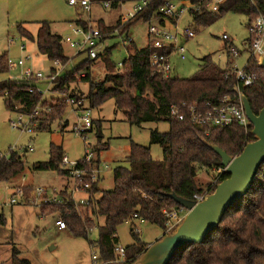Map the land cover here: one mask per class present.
Here are the masks:
<instances>
[{
    "label": "trees",
    "instance_id": "16d2710c",
    "mask_svg": "<svg viewBox=\"0 0 264 264\" xmlns=\"http://www.w3.org/2000/svg\"><path fill=\"white\" fill-rule=\"evenodd\" d=\"M110 9L116 10L126 0H109ZM150 4L134 19L124 24L121 17L113 23L102 21L98 25L104 34V40L118 35L117 30L125 36L130 35V27L139 22H152L162 19L159 8L171 0H150ZM199 2L200 0H193ZM227 12L245 13L249 17L248 26L258 16H264V0H225L219 12L202 8L192 13L199 26L214 23ZM78 25L86 28V24L79 18ZM18 30L22 37L36 42L41 54L49 59L65 64L69 57L64 52L63 36L51 29V22L42 20L36 35L19 25ZM127 33V34H126ZM125 38V37H124ZM129 65L126 73L121 74L118 64L112 62V50H107L96 58H88L80 62L76 68L55 79L54 90H69L70 83L75 81L78 72H84L83 81L90 82L88 101L90 107H98L104 102L115 99L117 109L123 111L131 124L142 125L145 122L167 121L170 129L161 132L157 128L151 131V143L161 144L163 158L154 160L151 147L131 142L127 160L128 167L117 166L114 170L115 185L112 190L100 188L99 182H93L88 190L90 203L76 206L67 187L61 195L66 199L63 205L49 204V212L59 213L65 219L67 227L77 237L89 239L94 228L95 219L105 217V222L99 226V259L107 263L112 261L110 250L118 243V228L124 222L137 215L143 221L156 224L167 230V216L164 208L174 209L181 207L171 197L172 193L184 198L194 199L195 194L211 193L217 184L229 176L220 171L224 168L222 159L211 146L201 140L218 145L231 155H238L244 146L255 139L252 134L253 124L249 129L237 123L226 128L199 125L190 114L184 119H173L169 115V107L182 102L199 101L204 103L212 100L214 103H223L226 96L234 103H240V93L235 91L238 86L245 92L251 107L256 113L264 106V68L257 65L256 59L251 60L252 74L255 77L253 86H244L238 81L232 68H221L210 56L202 59L201 68L191 77L182 78L174 75L163 77L155 72L151 57L162 51L151 43L138 47L135 40L128 43ZM127 46V47H128ZM5 55L0 56V71L7 72L4 63ZM103 62L106 65L104 80L95 81L91 78L92 62ZM56 68L52 67L51 74ZM111 71V72H110ZM30 82L24 80L5 79L0 81V95L4 96L7 108L28 114L35 107H40L44 116L38 124V129L50 128L55 118L59 117L66 108L63 103L57 110L47 112L50 105L45 107V98L37 92L29 91ZM139 91V94L137 92ZM72 96H81V93H71ZM20 107L16 108V105ZM68 104V103H67ZM46 108V109H45ZM95 122V120H94ZM99 127V124L97 125ZM64 127V126H63ZM64 129H62L63 131ZM50 157L46 162H34L32 168L36 171L56 170L61 175L69 177L68 169L61 168L64 147L51 144ZM106 148V145L105 147ZM97 157L102 148L95 146ZM98 158L93 162H81L79 166L86 169L99 166ZM205 168L217 170V177L208 184L200 182L198 173ZM26 169V163L18 151H13L9 159H0V185L12 183L14 178L21 175ZM253 185L242 199L231 205L224 214L220 225L214 228L201 243L184 244L173 255L169 264H264V162L260 165ZM90 180V178H88ZM32 187H25V194H29ZM46 206V207H47ZM88 208L90 213L80 211ZM133 230V229H132ZM135 243L127 248V263L133 262L146 251L148 242L140 240L138 233L133 232ZM92 243V242H90ZM91 245H94L92 243ZM5 264V263H2ZM10 264H32L20 255L15 249Z\"/></svg>",
    "mask_w": 264,
    "mask_h": 264
},
{
    "label": "rangeland",
    "instance_id": "374dc122",
    "mask_svg": "<svg viewBox=\"0 0 264 264\" xmlns=\"http://www.w3.org/2000/svg\"><path fill=\"white\" fill-rule=\"evenodd\" d=\"M132 1H126L120 10H97L92 7L91 13L82 11L78 7L69 5L68 0H0V56L5 55L7 59L17 62L19 59H28L25 68L31 67L35 72H42L48 75L52 67L60 69L55 62L46 55L41 54L35 41L22 37L18 27L24 25L34 35L37 34L39 22L48 20L51 22V29L64 37H75L74 29L78 25L76 22L81 18L86 26H98L102 16L107 24L116 21L119 11L124 12L131 7ZM117 13V14H115ZM249 17L245 13L227 12L214 23L206 26H199L194 20V16L186 11L178 21L180 30L191 26L196 31V36L190 39H182L187 47V58L182 60L175 55L171 61L174 66L172 75L188 78L195 74L202 64L204 57L210 56L211 60L221 68L226 66L243 68L251 55L249 45L246 43L250 36L248 26ZM148 23L139 21L130 27V35L134 38L138 47H143L148 43ZM228 35V39L222 38L223 34ZM127 34V33H126ZM109 46L112 50L111 60L118 64L129 58L130 50L128 47L121 46V37L115 35L109 38ZM236 46L240 56L235 57L229 49V45ZM24 45L26 50H22ZM65 54L69 60L64 64L61 75L73 71L80 62L88 58L86 51L78 52L77 48L71 47L63 41ZM91 78L95 81L104 80L106 65L97 61L90 64ZM21 68L7 67V72L0 71V81L11 78L13 75L20 74ZM111 72V71H110ZM78 72L77 74H79ZM126 73V71H124ZM123 73V74H124ZM76 74L75 81L70 83L71 93H81L88 97L90 82L83 81L82 77ZM58 83L55 81V84ZM55 84L50 86V91L44 93L46 100L45 107L55 111L66 104L63 112L55 118L50 128L38 129L33 127L32 132H25L13 127L12 120H18L20 114L10 111L5 103L4 96L0 95V151L8 153L15 147L26 163V169L14 180L19 181L20 177L26 176V184L34 187L66 188L69 178L61 175L56 170L36 171L32 168L34 162H46L50 157L51 144L64 147L65 154L71 161H79L83 158L87 145L102 148L100 151V188L112 190L115 185L114 170L117 166L128 167L127 160L131 148V142L151 147V155L154 160L163 158V147L161 144L151 143V131L157 128L161 132H168L170 129L167 121L145 122L142 125L131 124L123 111L117 109L115 99L104 102L98 107H94L93 119L95 127L93 132L88 133L85 139L81 135H76L72 127L76 121L74 110L67 104L69 90H54ZM43 90L48 87L44 82L39 85ZM46 112V111H44ZM43 115L40 118L44 116ZM26 120V119H25ZM39 122V121H38ZM99 124V127L97 126ZM62 126L65 131H62ZM69 128V129H68ZM100 130L101 137H98ZM35 150H29V143ZM106 145V148H104ZM108 166V167H106ZM61 168H64L63 165ZM217 170L207 171L202 168L198 175L200 182L210 183L217 177ZM72 182L69 183L71 185ZM5 182L0 185V264H10L12 253L15 249L19 250L23 258L31 261L32 264H95L92 259L93 254L99 256L100 249L97 244L100 227L105 222L104 216L95 219L93 229L89 239L82 236H75L69 228L60 230L55 221L59 213L49 212V204L42 203L41 199H35L39 205L33 203L24 204L21 202L11 204L13 197L12 190ZM26 196L34 198L31 192ZM76 198L89 196L87 193H75ZM47 206V207H46ZM84 214H89L88 208H83ZM187 213V212H186ZM140 232L138 236L141 241L154 243L165 233L160 226L148 221L134 222ZM130 222H124L118 228V243L128 247L135 243L134 230ZM94 245H91L92 243ZM98 264H107L98 259ZM115 264H126L127 262H114Z\"/></svg>",
    "mask_w": 264,
    "mask_h": 264
},
{
    "label": "built area",
    "instance_id": "2783aa9c",
    "mask_svg": "<svg viewBox=\"0 0 264 264\" xmlns=\"http://www.w3.org/2000/svg\"><path fill=\"white\" fill-rule=\"evenodd\" d=\"M224 1L225 0H200L199 2H194L193 0H171L167 1L159 8L158 12L161 13L164 22H162L161 19H158L148 25V43L162 49V51L153 54L151 57L152 66L155 69V72L160 73L163 77H169L174 70L171 59L175 55H178L182 60L187 58L188 50L186 45L182 42V39H190L195 37L197 33L191 26H186L184 27V30H180L178 27L180 17L186 11L194 13L200 11L202 8H208V10L213 12H219V8ZM150 2V0H139L134 2L132 8L124 11V13L120 15L121 22L124 24L137 17L150 4ZM68 3L69 5L73 7L76 6L87 13H91L93 7V0H68ZM102 6L104 9L108 10L112 7V2L107 0L103 2ZM249 28L250 36L246 42L249 45V52L251 53L249 60L243 68L239 69L238 67H231L233 72L237 75L238 81L244 86H253L255 84V77L251 72L252 58L258 61V58L261 55H264V16L258 15L250 23ZM116 33L121 37L122 43L126 47L128 46V43L134 40L131 35L125 36L120 30H117ZM74 34H77V36L64 37L63 41L68 43L71 47L77 48L78 52L88 50L90 58L98 57L109 48V42L104 40V34L99 30L98 26L92 24L84 28L81 25H77L74 29ZM222 38L228 39V35L224 33ZM21 48L22 50H26L24 45H22ZM229 49L235 57L240 56L241 50L236 46L230 44ZM27 59L28 57L26 60ZM26 60L22 58L17 62L11 58L6 60V65H8L10 70L17 67L21 68L20 74L13 75L11 78L14 80L29 81V91L37 92L44 96L45 92L50 91V86L55 84L57 76L62 73L64 64L55 61L56 66H61L60 69L55 67V73L44 75L42 72H35L31 67L25 68ZM128 65L129 59L118 63L119 72L123 74L125 67ZM77 75L78 77H82L84 76V72H80ZM44 82L48 87L43 90L39 85ZM67 103L74 109L77 116L76 121L70 129L73 130L76 135L79 134L86 139L88 133L93 132L95 127L92 112L93 109L90 107L87 97L83 94H81L80 97L72 96L70 92L67 95ZM15 107L18 108L20 105L17 104ZM42 110V108L37 106L28 114L16 111L20 114L19 119L12 120L11 124L13 127L19 128L25 132H32L33 127H37L41 122V118L39 119V117L42 116ZM47 112H49V110H47ZM186 114H190L194 121L199 125L204 126L226 128V126L237 123L241 126H245L246 130H248L250 126V121L245 108H243L241 100L239 104H236L228 96L225 97L223 103H214L212 100H208L204 103L192 101L190 103L182 102L181 104L169 107V115L173 119H184L187 116ZM61 129L65 130V127L62 126ZM30 144L31 142L29 143L28 149L32 151L35 150V147ZM86 145V153L83 158L79 159V161H71L66 154L62 157V165L69 171V183L72 182L71 185L67 182V194L70 195L76 206H80L81 204L87 205L90 203L89 196L76 198L75 193L83 192L87 194L92 183L95 181L98 182L101 173L100 165L92 167L89 170L79 166L81 162H93V160L97 158L96 151L94 150L95 147L90 145V143H86ZM17 150V148L13 147L8 153L0 151V159H9L13 151ZM220 171L225 172V168H222ZM21 178L23 179L22 182L7 183L9 189L12 190L11 195L13 197L10 200L11 204L18 202L30 204L34 202L39 205V202H35V199H41L42 203L45 204L63 205L67 202L61 195L65 188H53L50 190L47 186L34 187L33 191H31V195L34 196V198H30L29 200L28 196L25 194V187L28 186V184H26L27 179L25 176H22ZM88 178H90V180H88ZM206 195L207 193L195 194L193 200L201 201ZM186 212H188L187 209L183 207L174 209L164 208V213L168 218L166 221L167 230L171 231L174 229L185 216ZM134 218H138L137 215H134V217L130 218L127 222ZM55 224L62 230L67 227L65 219L60 216L56 219ZM132 226L134 232H140L135 223L132 224ZM110 253L113 255V260L107 262V264L114 262H127L128 260L127 248L120 243L115 244L114 248L110 250ZM92 259L95 264H98V255L93 254Z\"/></svg>",
    "mask_w": 264,
    "mask_h": 264
},
{
    "label": "water",
    "instance_id": "95a60500",
    "mask_svg": "<svg viewBox=\"0 0 264 264\" xmlns=\"http://www.w3.org/2000/svg\"><path fill=\"white\" fill-rule=\"evenodd\" d=\"M258 59L257 65L264 68V55ZM234 89L240 93L243 108L253 124L252 134L255 139L247 143L240 154L231 155L201 137V140L220 156L225 173L229 176L219 182L201 201L172 193L171 197L175 202L188 212L174 229L166 231L160 239L149 244L146 251L135 261L126 264H169L182 245L203 242L204 238L220 225L228 208L242 199L253 185L256 173L264 162V106L256 113L245 92L240 91L238 86ZM137 94L140 95L139 91Z\"/></svg>",
    "mask_w": 264,
    "mask_h": 264
},
{
    "label": "crops",
    "instance_id": "0c3cea01",
    "mask_svg": "<svg viewBox=\"0 0 264 264\" xmlns=\"http://www.w3.org/2000/svg\"><path fill=\"white\" fill-rule=\"evenodd\" d=\"M105 1H107V0H93V6L99 11V10H103L104 8H103V6H102V4H103V2H105ZM122 1H124V0H122ZM126 1H132V3H131V7L130 8H132V6H133V4H134V2H136V1H139V0H126ZM124 3H126V2H124ZM124 3L123 4H121V6L122 5H124ZM121 6L118 8V9H116V10H120V8H121ZM129 8V9H130ZM129 9H127V10H129ZM106 10V9H105ZM124 11H126V10H124ZM119 14L118 15H121V14H123L124 12H122V11H119L118 12ZM191 13V12H190ZM115 14H117V13H115ZM192 14V13H191ZM192 16H193V14H192ZM97 17H99V19H104V17H102V16H97ZM81 19V18H80ZM26 28V27H25ZM28 29V28H27ZM29 30V29H28ZM30 31V30H29ZM32 32V31H31ZM185 40H187V39H185ZM122 41V40H121ZM121 46H123V47H126V46H124L123 45V43L121 44ZM129 59V58H128ZM128 59H126V60H128ZM120 63V62H119ZM71 109L72 110H74L72 107H71ZM73 112H75V111H73ZM75 114H76V112H75ZM95 120V119H94ZM95 123V122H94ZM96 125V124H95ZM69 129V128H68ZM65 131V130H64ZM99 133H98V137H101V134H100V130L98 131ZM101 153V152H100ZM98 159H99V161H100V154L98 155V157H97ZM101 163V162H100ZM19 176H21V175H19ZM25 176V175H24ZM26 177V176H25ZM22 178L20 177V180L19 181H16V180H13V183L14 182H16V183H19V182H22ZM27 181V180H26ZM100 186V185H99ZM136 219L137 220H139V221H142L143 222V220L142 219H140L139 217L138 218H134V219H131L129 222L131 223V226H132V224H134V222L136 221ZM132 229H133V227H132ZM60 230H62V229H60ZM149 243V242H148Z\"/></svg>",
    "mask_w": 264,
    "mask_h": 264
}]
</instances>
